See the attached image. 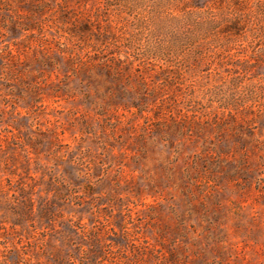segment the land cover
Masks as SVG:
<instances>
[{
	"label": "rangeland",
	"instance_id": "rangeland-1",
	"mask_svg": "<svg viewBox=\"0 0 264 264\" xmlns=\"http://www.w3.org/2000/svg\"><path fill=\"white\" fill-rule=\"evenodd\" d=\"M0 264H264V0H0Z\"/></svg>",
	"mask_w": 264,
	"mask_h": 264
}]
</instances>
